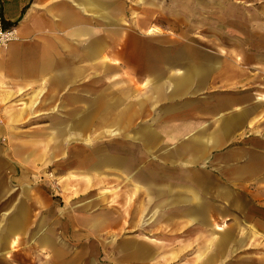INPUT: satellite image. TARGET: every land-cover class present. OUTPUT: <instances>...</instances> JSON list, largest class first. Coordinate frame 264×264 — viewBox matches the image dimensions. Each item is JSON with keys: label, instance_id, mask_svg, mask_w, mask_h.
Returning <instances> with one entry per match:
<instances>
[{"label": "crops", "instance_id": "obj_1", "mask_svg": "<svg viewBox=\"0 0 264 264\" xmlns=\"http://www.w3.org/2000/svg\"><path fill=\"white\" fill-rule=\"evenodd\" d=\"M228 12H238L235 26L255 28L251 38L264 45V0H4L3 23L15 38L0 51V105L8 103L13 121L43 120L29 139L64 141L71 129L92 121V109L97 122L126 124L125 151L99 154L86 162L87 169L109 166L141 181L156 199L161 222L174 226L186 220L184 228L213 231L216 214L238 217L232 214L239 203L235 192L264 204V48L238 38L241 30L229 39L195 34L200 18L207 28L226 29ZM156 13L161 27L173 18L174 40L167 37L164 44L185 47L143 53L137 75L146 86L134 102L129 92L136 70L124 61L136 48L134 29L143 32L145 43ZM121 76L128 79L126 100H106L102 85L110 82L113 90ZM108 110L109 118L100 120ZM13 153L22 157L18 147ZM24 153L27 161L40 155ZM27 177L26 170L13 182L0 176V264H106L97 259L98 249L88 254L87 231L72 228L70 216L52 224L50 199ZM31 188L37 195L29 194ZM249 220L252 228L223 229L218 251L225 250L227 239L237 245L235 251L248 247L234 236L264 235L261 220Z\"/></svg>", "mask_w": 264, "mask_h": 264}, {"label": "rangeland", "instance_id": "obj_2", "mask_svg": "<svg viewBox=\"0 0 264 264\" xmlns=\"http://www.w3.org/2000/svg\"><path fill=\"white\" fill-rule=\"evenodd\" d=\"M136 1L139 4L143 3V0ZM139 14L142 13L136 12L135 16ZM226 15L230 16L227 17L230 22H227L226 29L222 28V24L216 28H207L206 21L200 18L198 21L200 25L195 31L197 37L214 34L229 39L231 35L238 37L241 30L242 33L238 38L251 47L257 45L264 48V45L255 44L254 38H251L257 34L255 28L241 27L239 29L235 26L232 20L236 19L235 15H239L238 12H228ZM155 17L156 27H152L151 34L145 35V43H143V32H137V28L134 29L133 41L136 48L124 61L126 66H134L136 70L132 83L134 92H129L132 96L134 95V102L140 101L146 86V83L141 81L142 76L137 75L143 70V53L185 47V44L177 46L164 44L167 37H171L169 39L171 41L174 40L173 18H167L170 22L165 28V25L161 27L159 23L158 13ZM162 24H165V21ZM129 29V32L133 30ZM153 33L156 34L153 35ZM186 35L189 37V33ZM225 44L220 46L225 47ZM88 78L91 82L98 79L89 76ZM127 82V76H121L118 79V87L114 86L113 90L110 82H104L102 85L104 98L111 101L118 97L122 104V101L127 98ZM94 88L95 85L91 84L90 89ZM97 88H100V85H97ZM90 95H94V90L90 92ZM4 104L0 105V151L3 153L0 154V165L6 170L0 173L1 179L13 182L21 171L26 170L27 179L38 185V190L50 199L48 214L52 224L57 226L60 219L64 218V214L66 218L70 216L72 228H82L87 231L88 254L98 249L99 261L106 264H148L144 260H150L149 264H264V235L234 236V239H241L248 245L237 251H235L237 245L233 246V241L229 242V239L226 240L223 251H218L216 245L221 238L219 233L223 229L233 228L238 231V229L252 228L254 223L249 220L251 218L261 220L262 223L259 225H264V204H252L243 193L235 192L239 203L235 208L233 207L232 214L239 218L228 220L218 218L216 214L213 231H204L201 227L197 230L184 228L183 224L187 222L186 220L179 221L177 225L173 222L174 226L168 225L169 223L159 221V207L156 199L143 187L141 181L128 180L125 173H117L109 166H104L101 170H91L86 167V162L95 159L99 154L110 155L116 152L113 148H124L125 151L127 148L126 124L112 126L108 122H97L95 110L92 109L90 113L93 117L92 121L82 129H71L70 137L64 141L29 139L31 134H34V129L44 126L41 124L43 120L20 118L13 121L7 117L10 113V110L6 108L8 103ZM21 104L23 103L14 105L25 106ZM109 116L110 111H104L100 120ZM137 126L140 125H135V128ZM114 131L116 133L112 134ZM16 147L22 157L14 155L13 151ZM63 147L64 154L61 150ZM137 148L136 144L135 149ZM27 149L34 150V153L40 152V155L29 157L28 160L31 162L27 161L25 158L28 154L24 153ZM58 149H60L59 152ZM53 151H55L53 156L44 155ZM136 158L141 161L142 155L139 154ZM79 161H84L85 164L80 165ZM29 194L37 195L32 188L29 189ZM153 208L157 211H154L152 215ZM228 209L230 208L227 206L224 211L228 213ZM84 216L87 217L85 223L80 221V217L83 219ZM100 223L101 226H99ZM92 244L99 246L89 248ZM143 251L145 253L149 251L150 255L140 254ZM209 257L211 260L206 262Z\"/></svg>", "mask_w": 264, "mask_h": 264}, {"label": "built area", "instance_id": "obj_3", "mask_svg": "<svg viewBox=\"0 0 264 264\" xmlns=\"http://www.w3.org/2000/svg\"><path fill=\"white\" fill-rule=\"evenodd\" d=\"M4 0H0V51L5 48L9 42L14 40L15 34L14 29L5 27L1 15V5L3 4Z\"/></svg>", "mask_w": 264, "mask_h": 264}, {"label": "trees", "instance_id": "obj_4", "mask_svg": "<svg viewBox=\"0 0 264 264\" xmlns=\"http://www.w3.org/2000/svg\"><path fill=\"white\" fill-rule=\"evenodd\" d=\"M6 27V26H5Z\"/></svg>", "mask_w": 264, "mask_h": 264}]
</instances>
